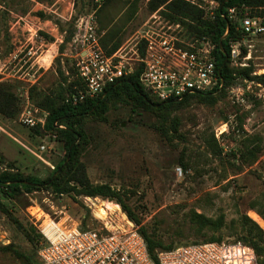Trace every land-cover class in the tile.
<instances>
[{"label": "rangeland", "instance_id": "374dc122", "mask_svg": "<svg viewBox=\"0 0 264 264\" xmlns=\"http://www.w3.org/2000/svg\"><path fill=\"white\" fill-rule=\"evenodd\" d=\"M106 1L14 0L12 7L0 4V19H5V25L0 23V81L17 86L23 100L18 119H0V154L27 176L47 179L67 153L55 132L45 136L35 133L36 127L44 128L48 113L33 103L29 89L37 86L40 92L48 93L57 88L61 80L59 67L69 76V82L77 77L73 40L78 20L95 15L101 39L105 32L99 31L100 22L118 31L117 39L123 45L132 43L134 34L153 14L148 9L149 0L137 2L132 18L130 9L137 0ZM186 1L204 10L207 19H213L219 9L215 0ZM3 12L6 14L1 17ZM40 13L51 20L42 19ZM231 15L236 20L235 10ZM243 16L260 18L264 24V9L252 14L246 8ZM41 32L54 38V42L47 41ZM70 35L71 40L65 43ZM62 45L65 48L61 52ZM231 60V67L237 71L247 69L253 77L264 76V32L244 37ZM220 92L212 95L213 101L191 99L172 112L176 126L171 119L164 123L156 113H133L132 106L119 101L109 106L107 122L100 118L85 121L92 143L82 161L90 180L109 184L120 192L149 230L181 229L183 235L173 238L180 245L203 243L211 236L233 242L237 238L233 235L237 232L234 220L242 214L252 218L250 212L257 214L250 209L252 206L264 212V85L237 76L233 85L223 94ZM25 112L35 118L34 127L22 121ZM40 146H46V150L41 151ZM102 201L110 202L86 197L74 200L40 188L20 202H2L11 208V215L20 224L33 225L39 233L29 210L49 214L68 225H79L82 230L84 226L98 228L108 222L112 230L131 226L139 230L115 202L112 203L120 207L126 221L109 211L107 218L100 220L95 210ZM27 203L31 205L25 208ZM193 210L212 219L224 216L223 230L216 234L195 233L186 219ZM9 244L23 252H37L13 219L0 210V246Z\"/></svg>", "mask_w": 264, "mask_h": 264}, {"label": "trees", "instance_id": "16d2710c", "mask_svg": "<svg viewBox=\"0 0 264 264\" xmlns=\"http://www.w3.org/2000/svg\"><path fill=\"white\" fill-rule=\"evenodd\" d=\"M13 1L0 0V4L12 7L10 3ZM109 1L107 0L106 4ZM138 1L131 6L129 18H132L136 14ZM215 1L219 4V9L216 10L213 19H207L204 10L186 0H149L148 9L150 13L160 11L164 17L172 22L183 24L190 37L195 39L205 38L212 43L213 57L224 79V88L221 90V94L235 83L237 76H242L243 79H254L264 85V76L253 77L251 70L244 69L237 71L231 67L230 47V42H240L245 37L239 30L240 23H238V19L242 20L244 18L243 15L246 13V8L252 14L254 11L264 9V0ZM103 7H101L99 12ZM231 10H235L236 20L232 17ZM5 14L3 12L1 17H4ZM39 15L42 19L51 20L43 13ZM4 20L1 18L0 23L5 25ZM57 25L59 24L57 23ZM99 31L105 32V35L100 40L102 48L109 55L116 52L122 45V40L117 39L119 32L109 29L102 22H100ZM41 35L47 41L54 42V38L50 35L44 32H41ZM71 38L72 35L67 36L65 43L69 42ZM64 48L65 46L62 45L61 52ZM245 53L246 50L244 49ZM58 69L61 80L57 88L48 93H43L40 92L37 86H33L29 89V96L39 109L48 113L44 128L36 127L34 129L35 133L45 136L48 133L55 132L58 141L64 144L67 153L47 179H41L36 175H25L16 168L14 163L7 162L0 154V210L7 217H10V220L13 219V223L18 231L23 234L30 245H35L37 248V252L32 254L19 250L14 244L0 246V264H38V250L41 242L44 240L43 236L33 225L20 224L11 215V208L3 204L2 201L20 202L21 198L26 194L38 191L40 188L50 191L57 196H70L74 200L86 197L101 198L115 202L122 208L128 219L139 227V232L147 243L149 253L157 263L158 253L182 246L178 243V240L173 239L183 235L181 229L171 232L157 227L149 230L146 226H143L141 217L135 214L128 204L125 203L120 192L109 184H94L90 180L87 167L82 161L84 153L92 143L91 135L85 126V121L87 118H100L104 119V122H107L106 114L108 113L109 106L111 103L119 101L124 106H132L133 113H137L138 110L156 113L164 123L171 119L175 123L174 126H176L178 124L172 119V112L191 99L200 102L210 101L212 100V95L218 92L190 95L182 101L161 102L145 90L144 86L140 83L139 74H135L110 87L104 98L87 100L73 106L67 100L76 92L77 87L81 86V83L78 77L69 82V76L65 75L61 67ZM71 73H73V70H71ZM64 84H67V86H64ZM22 108L23 100L21 94L18 93V87L14 84L0 81V119L16 120L19 118ZM250 154L254 156L253 151H250ZM3 165L6 166L5 169H1ZM30 205V203H27L25 208ZM250 209L255 210L264 220V212L262 210L256 209L254 206ZM186 219L193 227V231L199 235L209 232L216 234L221 232L225 225L224 216L212 219L194 210L186 216ZM83 221L85 223L86 218ZM234 222L236 223L235 229H237V232L233 235L237 236V238L233 242H240L253 249L258 264H264V229L247 214H242ZM87 228L84 226L83 229ZM169 239H171V242H169ZM203 243H223V238L221 236H211Z\"/></svg>", "mask_w": 264, "mask_h": 264}, {"label": "built area", "instance_id": "2783aa9c", "mask_svg": "<svg viewBox=\"0 0 264 264\" xmlns=\"http://www.w3.org/2000/svg\"><path fill=\"white\" fill-rule=\"evenodd\" d=\"M239 30L250 37L263 33L264 24L260 18L244 16ZM100 40L96 16L81 17L73 40L81 86L67 100L73 106L104 98L110 87L135 74H139L145 90L161 102L182 101L190 95L224 88L212 43L190 37L183 24L172 22L160 11L137 30L131 44L121 45L111 55ZM238 45L230 42L231 56L237 55ZM21 119L30 127L36 125L30 112L22 114ZM40 150L45 151L46 146ZM29 213L44 238L38 264H258L254 250L240 242L182 245L158 253L156 263L135 226L112 230L105 223L82 230L46 213Z\"/></svg>", "mask_w": 264, "mask_h": 264}, {"label": "bare ground", "instance_id": "6f19581e", "mask_svg": "<svg viewBox=\"0 0 264 264\" xmlns=\"http://www.w3.org/2000/svg\"><path fill=\"white\" fill-rule=\"evenodd\" d=\"M108 211L120 214L122 216V220L126 221L125 215L120 211V207L112 202L107 201H102V204L97 206L95 215L100 218V220H105L109 214ZM250 216L264 229V220L258 214L250 212Z\"/></svg>", "mask_w": 264, "mask_h": 264}]
</instances>
